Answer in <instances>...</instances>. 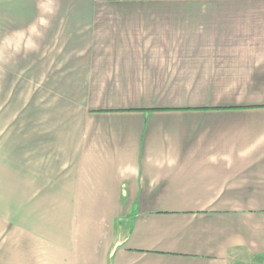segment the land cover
<instances>
[{"label": "crops", "instance_id": "1", "mask_svg": "<svg viewBox=\"0 0 264 264\" xmlns=\"http://www.w3.org/2000/svg\"><path fill=\"white\" fill-rule=\"evenodd\" d=\"M0 264H264V0H0Z\"/></svg>", "mask_w": 264, "mask_h": 264}, {"label": "rangeland", "instance_id": "2", "mask_svg": "<svg viewBox=\"0 0 264 264\" xmlns=\"http://www.w3.org/2000/svg\"><path fill=\"white\" fill-rule=\"evenodd\" d=\"M184 67H186V63L183 65ZM261 98L260 96H249V95H244V97H241L239 99H237V102L243 103V102H249V101H259ZM206 123H210L211 125H216L218 123V119H211L209 121H205ZM185 128V125H182ZM246 143V142H244Z\"/></svg>", "mask_w": 264, "mask_h": 264}]
</instances>
